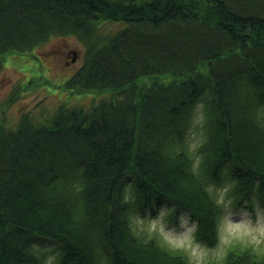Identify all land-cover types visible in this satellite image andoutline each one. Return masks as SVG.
Segmentation results:
<instances>
[{"label":"trees","instance_id":"1","mask_svg":"<svg viewBox=\"0 0 264 264\" xmlns=\"http://www.w3.org/2000/svg\"><path fill=\"white\" fill-rule=\"evenodd\" d=\"M105 20L124 24L99 39ZM51 35L86 46L67 89L116 96L0 126V264H43L37 239L59 249L56 264H190L130 215L185 209L213 244L224 164L234 202H264V0H0V67ZM146 76L170 79L138 87ZM200 97L196 161L177 143ZM211 264H264V250L234 243Z\"/></svg>","mask_w":264,"mask_h":264},{"label":"rangeland","instance_id":"2","mask_svg":"<svg viewBox=\"0 0 264 264\" xmlns=\"http://www.w3.org/2000/svg\"><path fill=\"white\" fill-rule=\"evenodd\" d=\"M123 24L105 20L97 25L96 33L99 39H103ZM71 51L76 52V60L67 63ZM85 52L86 46L78 36L51 35L31 50L4 54L1 57L3 65L0 67V126L15 129L25 114L35 122L47 123L60 106L89 111L100 101L116 96L109 89L73 92L65 87V81L83 64ZM160 79L165 81L170 76L142 77L137 81V86L143 88ZM203 101L200 97L190 110L188 126L177 143V147L180 142L185 143L196 161L200 156L198 147L203 139ZM262 106L264 112V102ZM232 185L233 181L227 174V164H224L221 176L210 183V189L223 204L217 239L213 244L199 239L196 233L197 221L185 209H180L176 216H171L166 206L160 207L155 214H151L149 209L137 211L131 213V223L138 232H158L169 248L183 249L190 264H195L197 260L203 264L218 261L226 254L229 245L234 243L262 251L264 202L255 193L234 202V195L230 192ZM125 188L129 192L130 183ZM34 246L45 251L43 264H46L50 256L55 257L52 264H56L59 249L40 239L34 241Z\"/></svg>","mask_w":264,"mask_h":264},{"label":"clouds","instance_id":"3","mask_svg":"<svg viewBox=\"0 0 264 264\" xmlns=\"http://www.w3.org/2000/svg\"><path fill=\"white\" fill-rule=\"evenodd\" d=\"M195 255V254H194ZM55 259V257L54 256H50L49 258H48V260L46 261V264H52V261ZM195 264H203V262L201 261V260H197L196 262H195Z\"/></svg>","mask_w":264,"mask_h":264},{"label":"flooded vegetation","instance_id":"4","mask_svg":"<svg viewBox=\"0 0 264 264\" xmlns=\"http://www.w3.org/2000/svg\"><path fill=\"white\" fill-rule=\"evenodd\" d=\"M73 54H74L73 51H71V53L69 52V59H68L67 63H69V61H75L76 60V57L72 56Z\"/></svg>","mask_w":264,"mask_h":264},{"label":"water","instance_id":"5","mask_svg":"<svg viewBox=\"0 0 264 264\" xmlns=\"http://www.w3.org/2000/svg\"><path fill=\"white\" fill-rule=\"evenodd\" d=\"M73 53H74V57H76V52L75 51H73ZM75 59V58H74Z\"/></svg>","mask_w":264,"mask_h":264}]
</instances>
